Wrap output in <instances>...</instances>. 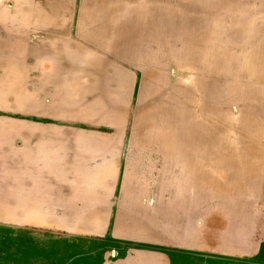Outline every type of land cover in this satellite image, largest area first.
Returning <instances> with one entry per match:
<instances>
[{"label":"crops","instance_id":"crops-1","mask_svg":"<svg viewBox=\"0 0 264 264\" xmlns=\"http://www.w3.org/2000/svg\"><path fill=\"white\" fill-rule=\"evenodd\" d=\"M164 7L158 0H0V81L16 79L27 91L14 99L19 110H0L12 119L9 127L0 120V218L220 254L261 251L264 112L250 106L261 126L242 135L255 141L230 142L221 121L213 129L192 122L188 142H166L163 132L137 141L123 99L132 80H108L106 56L122 68L116 62L132 64L134 56L184 54L191 71L247 70V80H232L264 88V34L249 30L234 52L223 47L202 58L206 52L192 49L196 23L178 18L170 43ZM45 57L55 66L44 74ZM77 73L89 83L74 79L71 94L66 86ZM246 98L264 102V94ZM165 168L176 173L166 176ZM173 263L160 253L114 264Z\"/></svg>","mask_w":264,"mask_h":264},{"label":"rangeland","instance_id":"rangeland-1","mask_svg":"<svg viewBox=\"0 0 264 264\" xmlns=\"http://www.w3.org/2000/svg\"><path fill=\"white\" fill-rule=\"evenodd\" d=\"M158 1L164 3L166 17L169 16L168 18L173 21L171 22L173 31L166 30V36L175 38L171 39L170 43L173 40L177 43L178 33L175 26L178 18L189 22L191 26L196 23L197 46L192 49L206 52L207 54L200 55L202 58H211L209 53L220 51L224 49L223 47L234 52L237 37L241 38L249 30H258L257 32L264 34V18L261 21L260 15L264 14V0ZM252 16L256 21L251 19ZM204 27L211 33H204L205 37L201 38ZM1 45H4V41L0 39ZM168 51L175 49L169 48ZM183 55L134 56L132 64L117 60L116 63L123 64L122 68L112 65L115 63L114 58L106 56L110 67L108 80L111 81L115 77L125 84H128L129 79L132 80L133 92L123 99L125 103L127 102L128 117L132 119L131 126L134 128L137 141L140 140L139 137L147 138L150 133L155 132V135L163 132L166 142H188L189 127L192 122L195 125V121L197 126L200 122L207 129H213V125L221 121L220 126L221 124L228 126L226 131L229 132L230 142H237L238 138L244 139L247 136L255 141L254 136L242 133L261 126L260 120L254 119L255 114L250 106L260 110L259 113L264 112V102L255 99L250 101L246 96H260L264 94V88L251 86L248 88L232 80H247L251 72L247 70L210 72L203 69L191 71L188 69L187 61L181 60L180 57L186 58ZM54 66L53 59L48 57L40 62L44 74ZM198 66L201 67L199 64ZM224 75L226 79H230L229 83H224L227 80L219 81L224 79ZM76 76L78 78H73L66 86L71 94L76 93L74 79L80 83H89L86 75L81 76L77 73ZM23 88L25 87L20 81L10 77L0 81V110H19L14 99L20 97L19 94L27 92L22 90ZM122 95L125 96V91ZM27 106L25 104L21 107L27 111ZM5 119L7 122L2 125L9 127L11 124L8 121L11 122L12 119L7 116L0 117V120ZM174 169L165 168V175L175 174ZM186 169L180 168L182 176L186 174ZM154 170L161 172V168L155 167ZM160 253L169 255L173 264H264V246L256 255L236 256L186 246L145 244L116 239L108 234H94L0 218V264H114L117 259L129 254L140 256Z\"/></svg>","mask_w":264,"mask_h":264}]
</instances>
